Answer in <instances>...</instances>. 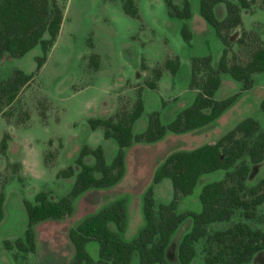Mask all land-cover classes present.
I'll list each match as a JSON object with an SVG mask.
<instances>
[{"label":"rangeland","instance_id":"rangeland-1","mask_svg":"<svg viewBox=\"0 0 264 264\" xmlns=\"http://www.w3.org/2000/svg\"><path fill=\"white\" fill-rule=\"evenodd\" d=\"M57 1L63 7V21L40 69L37 70V57L43 53L39 45L21 57L5 56L0 61V80L15 68L34 74L16 99L0 108V143L7 134V147L0 149V192L3 194L0 264H70L73 246L69 230L119 199L130 208V225L125 236L131 237L132 233L136 236L144 223L143 194L152 183L155 168L166 155L216 142L247 116L257 119L264 130V111L260 108L264 74L260 73L247 90L240 81L226 74L216 97L237 94V98L217 120L186 133L169 132L154 144L132 143L126 149L128 174L118 185L108 191L88 189L74 197L68 215L30 225L24 201L34 202L40 191L52 200L67 194L75 174L62 177L58 172L69 166L78 172L80 167L75 159L83 145L101 146L107 163L114 158L118 149L116 141L105 138L102 128L91 129L88 118L108 117L123 108L130 109L137 90L141 89L144 110L133 124V132L137 133L143 130L152 111H158L162 122L167 123L192 102L197 91L190 86V54L201 55L185 48L183 25L172 19L176 16L171 17L164 0H132L138 17L125 12L126 0ZM176 57L179 69L172 73L164 64ZM156 69L161 70L158 78ZM152 81L154 88L148 86ZM83 160L94 163L91 154ZM223 176V170L203 174L191 197L181 200L179 211L195 208L200 203L198 194L202 186ZM263 176L264 160L251 165L247 185H255ZM172 195L171 180L166 178L156 191V213L159 203H168ZM239 219L243 218L236 210L226 224ZM247 221L254 228L264 229V202L257 208V217ZM224 226L225 222L214 224L215 228ZM29 228L33 232V248L18 250L15 241H25ZM113 229H116L114 225ZM91 241L99 246L97 241ZM203 242L201 239L197 243L198 257L190 264H203Z\"/></svg>","mask_w":264,"mask_h":264},{"label":"trees","instance_id":"trees-1","mask_svg":"<svg viewBox=\"0 0 264 264\" xmlns=\"http://www.w3.org/2000/svg\"><path fill=\"white\" fill-rule=\"evenodd\" d=\"M225 2L227 16L218 20L213 12L216 2ZM201 0L200 13L209 25L215 28L226 47L229 46V31L241 25L240 8L249 7L251 0ZM169 14L179 18L191 15L188 0L181 8L172 0H164ZM124 10L132 17H138V10L132 0H126ZM63 21V7L57 0H1L0 2V61L5 57H21L35 46H40L43 55L37 57V70L45 62L49 48L59 34ZM183 38L189 41L191 33L186 25L181 29ZM45 34L48 37H45ZM246 34V33H245ZM227 48H224L218 65H211L208 55L194 56L191 60L190 86L196 94L192 102L182 108L169 122L161 120L158 111H152L146 127L139 133L133 132V124L142 115L144 104L141 89L130 109L123 108L108 117H90L91 129L102 128L105 138H113L118 146L110 163L105 159L101 146L83 145L75 163L80 167L75 173L73 166L60 170L59 176L70 177L75 174L74 182L67 194L58 200L40 191L34 202L24 201L30 225L46 220L59 219L72 211L73 199L88 189L108 188L117 184L125 173V151L134 142L151 143L160 140L167 132L186 133L217 120L236 100L237 94L222 99L216 97L221 85V74L227 73L242 83L243 89L254 84L253 74L264 73V42L253 52L251 59L244 65L229 63ZM97 62L95 67H97ZM164 67L175 73L179 69L178 58L167 59ZM160 77L161 70H155ZM29 74L15 68L0 80V108L12 103L20 90L33 80ZM150 88L155 82H148ZM264 111V95L260 101ZM7 134L0 143V149L7 147ZM91 154L93 164L84 162L83 157ZM264 160V130L260 122L252 116L238 121L233 128L224 133L216 142L205 143L193 149H178L165 156L155 168L152 183L142 198L144 225L137 235L125 240L120 232L126 226V207L121 199L99 209L82 219L68 232L73 246L70 264H130L132 256L138 253L139 264H171L166 258V248L171 236L181 222L190 217L192 227L178 245V260L189 264L196 255V243L203 239V264H246L253 256L264 249V229L254 228L247 220L257 217V208L264 202V176L252 186L247 178L252 164ZM223 170L219 180L207 182L198 194L200 211L179 212L181 200L193 193L203 174ZM163 178L171 180L173 195L168 203L154 209L153 187ZM3 194L0 192V221L3 216ZM239 210V219L225 228L209 230L214 222H229L232 212ZM114 223L116 230L110 228ZM95 240L99 245V258L93 259L85 244ZM8 247L11 244L5 242ZM28 245V246H27ZM33 232L26 231V240L17 239L15 247L25 251L33 248Z\"/></svg>","mask_w":264,"mask_h":264},{"label":"crops","instance_id":"crops-1","mask_svg":"<svg viewBox=\"0 0 264 264\" xmlns=\"http://www.w3.org/2000/svg\"><path fill=\"white\" fill-rule=\"evenodd\" d=\"M175 5H177L179 8H181L184 4V0H172ZM200 1L201 0H188L189 6H190V12L191 15L189 18H179V17H173L172 19H176L178 22V25H186L189 32L191 33V38L189 41H185L186 47L191 52L195 50V53H198L197 55H208L211 57V65L216 68L219 62V59L222 55V52L224 48H227V59L229 63L236 62L238 64L244 65L246 64L252 56V52L264 42V0H251V4L249 7H241L240 8V17L242 20L241 25L232 28L229 31L228 34V41L229 46L226 47L221 40L220 36L217 34L214 27L209 25L207 21L203 18V16L200 13ZM234 3H238L237 0H230ZM213 12L215 17L218 20H223L227 16V8L225 2H216L213 5ZM172 17V16H171ZM246 33V34H245ZM214 45V46H213ZM211 47V48H210ZM214 47V49H213ZM213 49V50H212ZM198 50V51H197ZM212 50V51H211ZM195 56L194 53L190 54V58ZM164 74V72H163ZM227 73L221 74V80L224 78V75ZM262 74V73H261ZM264 74V73H263ZM260 75V73L253 74V78L256 79ZM146 127V125H145ZM143 128V130L145 129ZM142 130V131H143ZM135 133V132H134ZM139 133V132H137ZM169 132H167L165 135H168ZM173 134V132H171ZM176 134V133H174ZM164 135V136H165ZM162 140V139H161ZM158 140V141H161ZM158 141L146 143V144H154ZM142 143V142H141ZM87 158V157H86ZM85 158V159H86ZM90 162V160H89ZM89 162H86L87 164H91ZM128 171V160L126 158V151H125V173L122 177L124 179L125 176H127ZM133 179H135L133 176H130ZM201 178V177H200ZM121 179V180H122ZM166 178H163L160 182L154 185L153 187V195H154V206L156 205V191L159 187V185L165 180ZM120 180V181H121ZM119 181V182H120ZM139 182V181H138ZM137 182V183H138ZM118 185L115 184L114 186ZM140 183L137 184L139 186ZM113 187V186H111ZM111 187L108 188H102L99 189L100 191H108ZM200 192V191H199ZM104 193V192H103ZM192 194L185 196L183 199H189ZM160 202L159 204H161ZM126 207V226L125 229L120 232V236L125 240H130L135 237L134 233H132L131 237L125 236L127 229L130 225V208L125 203ZM155 211L156 208L154 207ZM201 205L200 203L197 204L195 208H192L191 210L194 211H200ZM180 208L178 209V211ZM181 212V211H179ZM234 214V211L232 212V216ZM140 221V220H139ZM145 222V221H144ZM214 223H211L208 225L209 230H216L221 228H215ZM228 222H225V227L228 226L226 224ZM144 225V223H142ZM114 223H109V226L111 229H113ZM142 225V226H143ZM115 226V225H114ZM192 227V219L190 217L185 218L181 224L178 226L176 231L171 236V239L169 241V244L166 248L165 254L167 260L171 264H181L178 260V245L181 241L182 237L190 231ZM116 230V229H113ZM140 230V229H139ZM137 235V234H136ZM199 240L198 242H200ZM91 240L87 241L85 244L86 250L90 254V256L97 260L99 258V246L91 244ZM197 242V243H198ZM196 243V245H197ZM91 246V247H90ZM197 249V248H196ZM98 257L96 258V256ZM198 257V251H196V255L193 258V260L190 262H194L195 259ZM138 260L139 264V258L138 253L135 252L132 256L131 263L130 264H137L136 261ZM189 263V264H190ZM264 264V249L257 252L251 261H249L246 264Z\"/></svg>","mask_w":264,"mask_h":264}]
</instances>
